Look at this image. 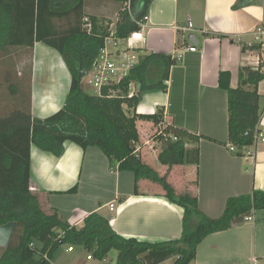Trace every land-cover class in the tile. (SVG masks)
Instances as JSON below:
<instances>
[{
	"label": "crops",
	"instance_id": "0c3cea01",
	"mask_svg": "<svg viewBox=\"0 0 264 264\" xmlns=\"http://www.w3.org/2000/svg\"><path fill=\"white\" fill-rule=\"evenodd\" d=\"M104 1L103 8L116 4L119 9L112 6L111 16L90 14L85 9L83 13L98 19V25L103 23L108 33L116 28L122 6ZM239 1L152 0L140 26L145 37L141 56L154 53L180 56L181 60L165 69V90L146 91L135 108L136 114L162 112L157 125L150 121L136 122L139 155L141 159L149 158L148 153L157 147L158 156L161 140L155 138V133L164 127L167 131L169 128L182 130L193 137L210 139L198 142L197 167H173L169 175L178 176L176 184L169 181L168 175V181L178 193L189 191L196 195L199 210L210 219L222 215L228 198L254 190L264 192V143H257L252 157L228 150L227 95L218 88L221 71L229 72L232 88L237 87L236 76L243 67H260L264 73V60L259 64L260 54H264V0H253L244 7L239 6ZM143 8L144 1L138 0L134 12L137 14ZM130 19L135 21L131 16ZM188 23L192 28H188ZM259 28L263 34L259 42H254ZM189 36L197 44H191ZM189 46L197 51L187 52ZM23 52L29 53V80L21 76L16 64L13 70L0 66V84L16 85L13 97L24 91L25 100H19L24 103L20 107L26 108L29 98L32 118L45 119L63 107L70 75L61 55L43 43L35 42L31 49L13 48L1 61L10 57L16 60L19 56L14 55ZM150 71L157 73V68L151 66ZM258 92L259 106L264 109V80L259 83ZM7 106L3 104L0 112ZM258 128L264 132V112ZM187 145L193 147L191 142ZM145 147L149 148L142 156ZM29 155L30 190L37 195L45 214L56 212L70 226L80 227L88 215L98 213L109 218V226L118 236L151 244L181 238L183 210L171 204L164 198L162 189L148 181L138 184V195H135L133 175L109 170L106 157L98 149L83 151L76 144L65 142L60 157L33 145ZM74 186L77 192L68 194ZM110 205L114 206L112 212ZM189 264H264V211L254 213L250 222L207 236Z\"/></svg>",
	"mask_w": 264,
	"mask_h": 264
},
{
	"label": "trees",
	"instance_id": "16d2710c",
	"mask_svg": "<svg viewBox=\"0 0 264 264\" xmlns=\"http://www.w3.org/2000/svg\"><path fill=\"white\" fill-rule=\"evenodd\" d=\"M108 1L123 6L128 0ZM137 1L129 0L130 14L123 9L119 12L118 37L138 30L137 24L145 21L146 9L152 0H143L144 8L136 14ZM84 4L85 0H0V60L10 55L13 48L31 49L35 42L43 43L61 55L70 75L69 92L63 107L56 113L45 119L32 118L29 98L24 108L20 107L24 103L15 96L17 109L0 116V226L15 223L12 238L0 254V264H51L61 245L80 246L96 261L116 251L115 264H161L169 260L171 264H189L207 236L243 224L246 216L264 211V192L254 190L247 195L230 197L222 215L210 219L199 210L195 194L178 193L168 181L175 166L197 167L198 142L210 139L165 129L166 134L174 135L177 140L158 137L161 149L157 161L167 168L164 175H159L140 155L134 154L139 145L136 122L150 121L157 125L162 116L160 111L136 114L140 97L146 91H164L165 69L176 62L170 56L142 55L129 77L113 87L117 91L115 96H109L106 90L100 95L86 93L82 78L91 68L108 33L103 23L98 25V19L84 15ZM85 17L92 24L89 33L82 28ZM59 23L62 25L58 26ZM151 66L157 68V73L150 71ZM238 76V85L232 88L229 72L221 71L218 88L227 95V144L241 150L253 144L264 112L259 106L258 92L264 73L260 67H243ZM131 81L136 88L129 97ZM65 142L74 143L83 151L96 148L106 157L109 170L131 173L135 195L141 181L160 187L164 198L183 210L181 238L151 244L118 236L110 228L109 218L98 213L88 215L80 227L70 226L56 212L45 214L37 195L30 190V147L33 145L60 157ZM189 142L193 147H188ZM76 192V186L67 191L68 194Z\"/></svg>",
	"mask_w": 264,
	"mask_h": 264
},
{
	"label": "built area",
	"instance_id": "2783aa9c",
	"mask_svg": "<svg viewBox=\"0 0 264 264\" xmlns=\"http://www.w3.org/2000/svg\"><path fill=\"white\" fill-rule=\"evenodd\" d=\"M123 10L130 13L129 0L124 3ZM146 19V17H145ZM144 19V20H145ZM83 30L89 33L92 29V24L88 18L83 19ZM143 22L138 23V30L129 33L125 37H118L116 28L110 29L107 36L103 40V46L99 50L98 54L94 58L91 68L85 73L82 78V85L88 87L92 91L96 92V95H100L103 90H106L109 96H115L117 91L113 89L114 86L125 81L129 77L132 70L136 67L143 50V44L145 37L140 26ZM188 28H192L191 23H188ZM263 34V30L259 28L254 34V42H259L260 37ZM187 52L194 53L196 48L189 46L186 49ZM176 63L181 60L180 56L171 57ZM264 60V54H260L259 64ZM135 82H129L128 96H132L135 92ZM164 127V126H163ZM161 137L163 139H170L176 141L177 138L172 134H166L165 127L155 133V138ZM264 143V132H261L259 128L255 131L253 137V144L249 147L237 149L233 145H228V150L233 153H239L240 156L252 157V149L257 143ZM140 153V147L136 146L134 154L138 156ZM114 206H109V211H113ZM253 220V215L246 216L244 222H250ZM72 248H67V252H72ZM46 258V257H45ZM87 260H94L91 256H87ZM102 263H106L107 257L99 260ZM167 262V261H166ZM165 264V262L161 263Z\"/></svg>",
	"mask_w": 264,
	"mask_h": 264
},
{
	"label": "rangeland",
	"instance_id": "374dc122",
	"mask_svg": "<svg viewBox=\"0 0 264 264\" xmlns=\"http://www.w3.org/2000/svg\"><path fill=\"white\" fill-rule=\"evenodd\" d=\"M104 2H106V1H104V0H87L84 9L87 13H90V14L95 13V14L101 15L103 13V14H108L109 16H111V13L113 12V7L116 10L119 9V6L116 4L111 5L107 8H105V7L103 8L101 4H104ZM111 4H114V3H111ZM122 8H123V6H122ZM61 25H62V23L58 24V26H61ZM16 56H19L18 59H16V60L12 59V57H10L9 59H3L2 61L0 60V62L2 63V64H0L1 68L5 69V70H7V69L13 70V69H15V64H16V66L18 65L16 69H19V73H21V76L24 78H28L29 66H30L29 53L23 52V53H19L18 55H14V57H16ZM238 77L239 76L237 75L236 76L237 80H238ZM83 88H84V91L86 93H88L90 95H96V92L92 91L88 87L84 86ZM15 89H17L16 85L13 87H10V86H5L4 83L0 84V107H2L3 104L8 105L5 110L0 112V114L4 113V115H7L9 113V111L12 113L19 106V104H13L12 105V103H14V101H16L15 98H13L14 92H12ZM25 95H26V93L24 91L19 93V95L17 96L18 97L17 100L18 101L19 100L20 101L25 100V98H24ZM9 107H11V109H8ZM55 111L56 110L54 109L52 111V113H54ZM46 114H48V112H46ZM148 134H149V132H148ZM148 148L149 147H145L143 149L142 156L148 151ZM156 150H158L157 147H156ZM156 150L149 152L148 153L149 158L143 157L142 160L144 162H147V164H149L150 166H152L154 168V170H156L159 173V175H164L166 173V167L161 166L159 163H157L158 161L156 159V156H157ZM177 177H175L174 174L171 173L169 175V181L176 184V183H178ZM179 185H181L180 182H179ZM67 248H68L67 245H61L57 249V251L54 253V256L51 260V264H115V262H116V255H117L116 251H111L107 255L106 263H102V262L96 261V260H93L92 262L87 260L88 253L80 246L72 247L73 253H67ZM2 250L3 249L0 248V254H1ZM171 262H172V260H169V261L165 262V264H171Z\"/></svg>",
	"mask_w": 264,
	"mask_h": 264
},
{
	"label": "water",
	"instance_id": "95a60500",
	"mask_svg": "<svg viewBox=\"0 0 264 264\" xmlns=\"http://www.w3.org/2000/svg\"><path fill=\"white\" fill-rule=\"evenodd\" d=\"M253 2V0H240L239 6H246ZM188 40L191 44H197L196 39L193 36H189ZM15 230V223L10 222L3 226H0V248L5 249L14 233Z\"/></svg>",
	"mask_w": 264,
	"mask_h": 264
}]
</instances>
